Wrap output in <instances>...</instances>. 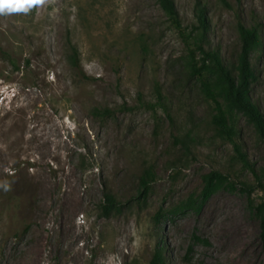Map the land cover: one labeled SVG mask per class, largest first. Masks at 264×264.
Here are the masks:
<instances>
[{
	"label": "rangeland",
	"instance_id": "1",
	"mask_svg": "<svg viewBox=\"0 0 264 264\" xmlns=\"http://www.w3.org/2000/svg\"><path fill=\"white\" fill-rule=\"evenodd\" d=\"M172 2L176 19L161 0L0 16V264H151L158 251L166 264H264V179L236 150L264 176V140L201 69V48L236 67L241 28H258L250 96L264 115V0ZM214 171L226 179L206 197ZM106 193L122 205L109 217Z\"/></svg>",
	"mask_w": 264,
	"mask_h": 264
},
{
	"label": "trees",
	"instance_id": "2",
	"mask_svg": "<svg viewBox=\"0 0 264 264\" xmlns=\"http://www.w3.org/2000/svg\"><path fill=\"white\" fill-rule=\"evenodd\" d=\"M161 3L165 10L174 19L177 18V12L175 10L172 0H161ZM200 22L203 28H205L204 18L205 16L200 14ZM263 41L261 39L258 28H241L240 30V44L241 52L239 54L237 66H232L231 68L225 66L221 59H219L213 52L206 51L201 48L203 54V64L201 66L202 70H208L213 73L218 80L223 83L221 91L227 104L241 112L247 117V119L254 125L259 136L264 140V115L260 111L257 104L251 99V85L256 80V74L251 65V55L252 53L261 47ZM70 64L75 67H80L79 50L76 47H71V54L69 56ZM208 63V64H207ZM197 63L194 61L193 69H196ZM112 112L108 109L94 108L92 114L94 117H99L103 115H110ZM214 124L218 127L220 135L224 136L230 141H233L235 136V130L230 125L228 119L226 118L222 109H219L218 115L214 117ZM240 158L245 163V165L253 172L254 176L260 187H263L264 176H260L252 165L249 164L245 155L241 152L239 148H236ZM226 176L218 171H214L206 179V197H208V190L211 189L213 182L215 180H225ZM154 180V174L152 171L147 170L141 179L143 187L146 189L148 185ZM248 189V195L251 196L253 189ZM102 214L105 217L111 216L115 212H120L122 209L121 203L117 198L111 194L106 193L104 195V202L101 206ZM177 211V209H176ZM257 216L260 219L261 233L264 238V197L260 204L255 207ZM160 214H157L156 220H159ZM151 264H166L165 257L161 251H158L151 262Z\"/></svg>",
	"mask_w": 264,
	"mask_h": 264
},
{
	"label": "clouds",
	"instance_id": "3",
	"mask_svg": "<svg viewBox=\"0 0 264 264\" xmlns=\"http://www.w3.org/2000/svg\"><path fill=\"white\" fill-rule=\"evenodd\" d=\"M48 0H0V16L29 14L32 10L45 5ZM0 188L10 190L7 182L0 183Z\"/></svg>",
	"mask_w": 264,
	"mask_h": 264
}]
</instances>
